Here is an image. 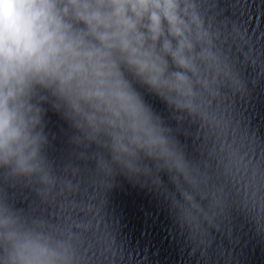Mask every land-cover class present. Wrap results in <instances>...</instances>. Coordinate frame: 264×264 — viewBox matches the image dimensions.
I'll use <instances>...</instances> for the list:
<instances>
[{
	"label": "clouds",
	"instance_id": "1",
	"mask_svg": "<svg viewBox=\"0 0 264 264\" xmlns=\"http://www.w3.org/2000/svg\"><path fill=\"white\" fill-rule=\"evenodd\" d=\"M229 6L235 15H225L221 0H0V264H88L85 246L95 232L83 203L64 207L66 182L102 186L105 204L117 175L163 189L200 243L204 224L213 225L230 200L264 205V158L253 160L243 142L228 140L231 98L246 91L239 57L258 59L248 0ZM45 104L75 130L77 159L94 168L55 174L45 155ZM193 126L198 161L178 138ZM213 137L223 142L219 165L210 156L202 168ZM217 179L239 184L243 196H209L208 182L215 190ZM17 187L34 192L44 210L16 207L9 190ZM255 215L264 223V214Z\"/></svg>",
	"mask_w": 264,
	"mask_h": 264
}]
</instances>
